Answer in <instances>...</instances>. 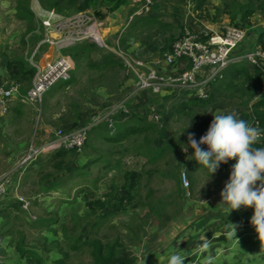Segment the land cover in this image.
Masks as SVG:
<instances>
[{"label": "rangeland", "instance_id": "rangeland-1", "mask_svg": "<svg viewBox=\"0 0 264 264\" xmlns=\"http://www.w3.org/2000/svg\"><path fill=\"white\" fill-rule=\"evenodd\" d=\"M151 1L167 8L168 14H165L166 16H163L161 21L163 24L168 23L167 28L172 30L177 39L182 30L176 27V21L169 13V6L170 4H183L185 0H170V3H167V0ZM230 1L232 0H226L225 4L230 5ZM15 4L16 0H0V43L5 49L3 50L4 54L7 53L9 56L17 54L23 57L31 67L39 66V59L49 46L46 42L40 44L45 39V32L40 26L36 8L42 7L38 0H30L29 8L33 13V29H35L31 35H39L41 38L34 45H22V41L31 37L30 33L27 34L30 25L27 21L18 19L16 11L14 12ZM128 8V5L124 7L123 12ZM230 12L231 10L227 14L228 17L232 15ZM110 16L115 18L111 19L113 22H101L100 30L105 43L112 50L115 49V52L98 49V56L97 53L92 52L88 57L77 62L71 59L73 67L69 74L70 83L66 84L67 81H65L53 85L45 93L40 107H32L20 101L21 106H19L18 114L12 116L10 107L6 114L0 115V128L2 129V131L0 130V179L2 180L5 176L8 179L4 195L10 196L9 203H3L0 207V214L9 213L7 218L0 217V234L7 229L11 232L10 236H0V264H11V252L14 254V246L9 247V242L18 239L19 232L24 236V247L29 249L32 240L42 243L45 236L51 234L49 239H45L43 247L38 242L35 244L37 250L42 249L41 254L46 258L50 256L52 250L58 252L56 246L53 245L55 241L60 245L61 252L69 251L62 237V228L66 226L65 229L70 230L77 224L79 229L72 232L73 236L81 233L84 234L82 237L86 236L88 241L96 239L101 242H111L115 238H119L121 244L117 249L118 256L124 259H133V264H164L163 261H168L166 258L174 252L182 255L185 261L194 260L192 255L196 252L191 250L190 246H198L197 239L203 245L202 253L199 252V249L197 250L198 256L195 260L197 264H204L201 258L203 256L200 257V254H204V252L212 258H216L214 264H236L240 260L237 255L245 251L244 256H248L251 244L245 242L241 247L243 251L239 254L236 253L234 246L237 243H235L236 241L233 243L234 239H223L218 236L220 234L216 227L219 226L217 224L220 220L213 221L211 224L216 226L210 228L215 231L214 236L208 239L209 243L206 242V234H200L198 230L200 227H196L197 220L207 214L206 204H201V201L209 203L211 207H216L219 204V194L228 179L230 170L219 166L216 172L211 175L203 167H196L199 164L190 158L193 154L190 147L186 152L182 151L180 147L182 144L187 145L189 133H192L197 140L205 134L208 126L203 124V120L212 119V114L230 111L236 113L239 109L248 110L249 105L240 106L243 99H238L237 95L233 94L236 92L232 89L233 85L225 90L221 86L217 87L215 82L211 83L206 98L209 100L204 106L191 108L184 114L172 111L171 115H168L173 106L167 101L164 103L167 108L163 112L153 113L151 111L148 113L147 121L155 122L158 126L155 131L153 129L144 135H133L122 140H108L104 136L105 132L109 133L108 136L114 137L113 129L115 128L107 131L105 124L94 126L90 132L94 129L96 132L87 134L81 151L68 153L63 158L65 165L62 166L59 173L47 164L49 156L55 151L42 152L34 159L21 164V157L25 156L31 144L40 145L50 141L53 138V133L58 129L69 132L75 128L74 123H87L97 115H107L111 124L115 125L119 112L126 119L137 117L133 113L135 106L130 107V103L138 93H132L133 86L119 88V83L122 84L120 79L125 75V68L123 59L118 54L134 61L143 62L141 37L143 35L151 36L155 33L152 38H156L154 41L158 44L162 39L163 27L156 24L155 26H136L129 29L130 27L127 26L121 36L130 34L126 43L128 46L118 44L119 49H117L116 42H114V32L117 29L111 28V26L118 18L115 12L110 13ZM254 20L257 22L256 19ZM207 24L208 26L205 28L213 31L232 26L231 23L224 27ZM199 25L192 26L195 28L192 30L200 32L198 31ZM107 29L110 31L108 32ZM244 29L247 34V28ZM254 29L261 30L258 27H254ZM103 30H106L107 34ZM62 51L63 49L60 50V53L66 55ZM108 52L113 53L114 60L121 65L114 66V69L104 71V73H99L87 65L90 60L99 61V58ZM55 57L56 50H54L52 58ZM1 58L3 59V57ZM235 83L236 87H239L238 83L241 82L235 81ZM212 88L216 92L211 97ZM163 92L169 93L175 103L183 102V99H190L195 95L194 91L188 90L170 91L164 89L159 93ZM17 99L19 98H13L12 101ZM79 115L87 116L81 121ZM146 139L149 140V143H144ZM157 139L162 142L163 146L170 144L172 149L166 148L162 151L161 156L151 160L153 150L157 149L155 145ZM146 146H149L151 150H147ZM202 147L206 146L202 145ZM84 155L87 160L97 159L90 167L78 166ZM194 167H196L195 170H198L191 174L189 180L186 175L188 188H183L181 183L179 186L176 181L178 175L180 179L181 172L185 173ZM126 173L135 174L136 185L129 190L128 194L130 200H123L122 204L117 203L116 200L107 203L104 209V212H108L106 218L100 214L101 212L86 216L85 199L105 200V196L115 194L117 198L123 197L125 194L124 185L128 187L131 182L126 179ZM50 184L57 188L52 192L49 191L48 194L43 193L42 188ZM16 196L21 198L24 203L19 202L20 205H18ZM2 197H0V204L3 200ZM117 205L122 208H118ZM98 215H101L99 216L101 218H98ZM53 218L55 222L53 221L48 227L38 225L35 221L36 219L38 221L39 219L51 220ZM4 220L6 225L1 226ZM197 235L200 237L193 240ZM80 245L78 250L68 252V264H93L89 255V246ZM258 250L255 248V251ZM21 264H28V260Z\"/></svg>", "mask_w": 264, "mask_h": 264}, {"label": "trees", "instance_id": "trees-1", "mask_svg": "<svg viewBox=\"0 0 264 264\" xmlns=\"http://www.w3.org/2000/svg\"><path fill=\"white\" fill-rule=\"evenodd\" d=\"M38 2L42 8L46 10H53L56 13L61 14L62 16H69V15H72L78 12L95 10L98 8H107L109 13L115 12L117 14V18H119V16L123 14V8L129 4L127 0H38ZM29 5H30V0H16L14 12L16 11V16L18 17V19L20 18L21 20H25L29 23L30 26L27 29L28 31L27 34L30 33L31 35V33H34L35 29H33L34 28L33 26L34 18H33V13L31 12L29 8ZM240 11H241L240 21L233 22L234 15H231L230 17V20L232 22L231 25L236 26V27L247 28L249 34H257L258 42L261 45L259 48L264 50V31L259 30V29L250 28L248 24V19L252 16V10L250 9V6L243 5L241 6ZM113 20L111 21L113 22ZM130 22L128 23V26L130 27L129 29H133L136 26H141V27L155 26L156 24L161 25L163 29L167 28V24H163V22L160 20L159 15H156L153 13L150 14V11L149 13L145 12L144 15L133 17L132 20H130ZM181 30L182 31L179 36L182 35L183 26ZM126 35L120 38V44L125 47L127 45L126 44L127 38L130 36V34L127 33ZM40 38L41 37L39 35L37 36L35 34H32L28 40L22 41L21 44L22 45H26V44L34 45L37 41L40 40ZM244 40L232 51L231 55L233 57L234 56L237 57V56H241L245 54L246 48L244 47H246V45L243 47ZM173 41L174 39L172 37L167 38L165 41V45L162 47V51L163 52L170 51L171 49L170 47H171V44H173L172 43ZM95 50H98V49L93 43H90L87 41H81V42H77L73 44L70 47L63 49L62 53L70 56V58L73 61L77 62L79 60H82L88 57V55ZM248 50H250V48ZM114 58H115V55L111 52H108L102 57L100 64L96 65L94 63L87 62L88 63L87 65L90 68L96 69L97 71H99V73L101 72L104 73V71H110L114 69V66L117 67L121 65L117 63V61L114 60ZM4 68L6 72L5 77H7V79L10 80L11 82L17 83L20 86V93L24 94L31 85L32 77L35 74V68L31 67L23 57L17 54L6 56V60H4ZM0 79H4V77L0 76ZM235 81L241 82V83H238L240 84L239 87L238 86L236 87V83L234 84ZM65 83L69 84L70 80ZM215 83L217 87L221 86V88H224L225 90H228L233 85L232 89L236 91L233 94L237 95L238 99H243L240 106L245 107L251 103L248 106L249 111H246L245 109L243 110L240 109L237 115L239 116V118L244 119L248 123L252 120V118H254L258 122V128L264 133V97H260L262 89L264 88V78L262 76L260 69L254 66H250L244 59H235L231 61L223 69L221 79H217ZM254 99H258V100L254 101ZM208 100L209 99H206V100L197 99L195 97V99H191L187 103L185 102L178 103L177 106L170 109L169 114L168 112L167 114L171 115L172 111L178 112L179 114H184L186 112H189L192 106H195V107L204 106V104ZM117 118H118L117 119L118 121L116 125L113 124V128H115L114 129L115 135H113L114 137L108 136L109 140H122L124 138L130 137L131 135H139V134L144 135L148 131H153V129L155 131V129H157V126H158L155 122H152V123L148 122L147 116L136 117L133 119H130V118L126 119V117L121 112H119L117 115ZM211 120L212 119L203 120V124L207 127L209 126ZM74 124H75V127H78L81 125V124H76V123ZM106 129L107 131L109 130L107 127ZM107 135H109V133H106V136ZM145 142L149 143V140L146 139L144 143ZM155 145L157 149L153 150V154L150 157L151 160L154 159L155 157L158 158V156H161L163 154L162 151H164L166 148L172 149V146L170 144L163 146L162 142L158 139L155 140ZM253 147H264V135L262 139L258 140L253 145ZM146 148L147 150H151L149 146H146ZM54 151L55 152L49 156L48 158L49 161L47 162V164L51 165L53 168L57 170V173H59L62 170V166L65 165L63 158H65L68 153H71L74 151H68L65 149H58ZM220 166L221 168L225 170H230V166L228 165V163L221 164ZM125 177L131 182H130V185H128V187L124 185L125 194L123 195V197L117 198L115 194L113 196L112 195L105 196L106 197L105 200L98 199V198H96L95 200L85 199L86 200L85 204L87 208L86 216H91L93 214L101 212L100 214L101 215L103 214V216L106 218L107 217L106 213L108 212H104V209L107 203H110L112 200H116L117 203L119 204H122L123 200L129 201L130 200V196L128 195L129 190L135 187L136 185V182L134 180L135 174L126 173ZM176 181H177V184L180 186L179 175L176 178ZM56 188L57 187H53V184H50L46 187H43L42 192L46 194L49 191H52ZM9 197L10 196L8 195H3L2 197L3 200L0 204V207L3 203H9ZM16 203L20 205L17 200H16ZM117 207L122 208L119 205H117ZM8 214H9L8 212L1 213L0 217L3 216L4 218H7ZM101 215H98V218H101L99 217ZM35 221L37 222L38 225L40 224L41 226H47L51 222L53 221L55 222V219L54 218L51 220L39 219L38 221L36 219ZM94 224H97V223H94ZM4 225H6L5 220L1 223V226H4ZM65 228L66 226H63L62 228V231H63L62 237L64 238L63 240H65L66 242V246L68 247V250L69 251L78 250L81 246L80 244L89 246L90 248L89 255L91 257L93 264H133L134 263L133 259H124L118 256L117 249L121 244L119 242V238H115L111 242H101L96 239H92L88 241L86 236L82 237V235L84 236V234L78 233L76 236H73L72 232L79 229L78 224L75 225L70 230H67ZM10 234L11 232L7 229V231L5 230V232L0 234V236L2 235L6 237V236H10ZM18 236H19L18 239L13 240V241L10 240L9 242V247L14 246L13 247L14 254L11 252V256H12L10 260L11 264H14L15 262L17 264H21L22 262L24 263L25 260H28V264H42V258H40L31 249L24 247L23 234L19 232ZM12 237L14 236L12 235ZM43 242H44L43 244H45V239L43 240ZM53 245L56 246V249L58 250L61 256L58 260H54L53 264H68L69 262L67 261V259H68L69 251L61 252L60 245L56 243V241L53 242ZM12 254L14 255V257Z\"/></svg>", "mask_w": 264, "mask_h": 264}, {"label": "built area", "instance_id": "built-area-1", "mask_svg": "<svg viewBox=\"0 0 264 264\" xmlns=\"http://www.w3.org/2000/svg\"><path fill=\"white\" fill-rule=\"evenodd\" d=\"M142 13L149 12L151 0H142ZM40 26L45 32L46 42L56 50V57L52 58L44 67L34 65L36 72L31 80L30 87L24 94H20V86L14 82L0 79V115L8 111V106L13 98L29 104L32 107H40L44 94L56 83L69 80V74L73 62L69 56L62 55L60 50L77 42L88 41L98 49L112 50L104 41L100 28L102 23L89 11L75 13L69 17L62 16L53 10L36 8ZM246 31L243 27L226 26L219 31L206 29L196 32L187 27L183 28L182 35L172 44L170 51L162 53V60L167 66L174 67L177 63L185 61L188 67L176 73H159L149 70L143 71L145 63L128 59L129 57L118 54L123 59V65L127 72L135 77L132 93L150 91L159 93L164 89L170 91L185 90L194 91L195 97L205 100L208 87L217 79H221L223 69L235 59H244L250 66L260 69L264 78V50L256 48L241 56L234 58L232 51L244 40ZM118 49V48H117ZM99 124H105L108 129H113L111 120L107 115H97L89 122L75 127L69 132L58 129L53 133L50 141L40 145L31 144L21 158V164L34 159L42 152L58 149L80 152L88 131ZM250 125L258 127V122L252 118ZM262 132V131H261ZM264 133L260 136L262 139ZM8 179L6 176L0 179V197L5 194ZM180 183L183 188H188V180L184 172L180 173ZM18 202L24 201L15 197ZM194 260L185 261L184 264H197Z\"/></svg>", "mask_w": 264, "mask_h": 264}, {"label": "crops", "instance_id": "crops-1", "mask_svg": "<svg viewBox=\"0 0 264 264\" xmlns=\"http://www.w3.org/2000/svg\"><path fill=\"white\" fill-rule=\"evenodd\" d=\"M127 1L129 3L128 4L129 8L126 11H124L123 14H121L120 17L116 20V22L111 26V28L113 27L114 29H117V30H115V32L113 31L115 34L114 42H116V45H115L116 47L118 44H120V38L122 37L121 34L124 31V29L128 26V23H129L128 21H130L133 17H137V16H141V15L145 14V12L142 13V10H141L142 4H143L142 0H136V1L127 0ZM225 2H226V0H185V3H183V4L182 3H177V4H173V5L170 4V6H169L170 12L169 13L172 14V19H174L176 21V27L178 29H180V28L182 29V26H183V28L187 27V28L195 29V28H192V26L195 27V26H197V24H200L199 25L200 29L198 31H204V30H206L205 27L208 26L207 23H211V26H215V27L218 25H221L220 27H224V26L228 25L229 23H232L230 20V17H228V15H227L229 13V10H231L230 14L234 15L233 22H239L240 16H241V11H240L241 6L249 5L250 9L253 12L252 16L248 19L249 27L253 28V29H254V27H258V28H261L262 31H264V0H232V1H230V5H226ZM167 3H170V0H167ZM36 6H37V4H36ZM164 8L162 7V5L156 4L152 1V5L150 7V10H151L150 14L153 13V14L159 15L160 20H162V17L166 16L165 14H168L167 8L166 7H164ZM89 12H91L94 17L101 20V22H103V21H105V22L110 21L111 22V19L112 18L114 19V17L111 18L110 13H109L107 8H99V9H95V10H89ZM252 18H253V20H252ZM254 19H256L257 22ZM165 24H168V23H165ZM252 25H254V26H252ZM107 30H108V32L110 31V29H107ZM104 31H106V30H103V32ZM106 34H107V31H106ZM154 35H155V33L151 36L150 35H148V36L143 35L141 37L142 41L140 42V44H141V48H142V54L144 55L143 63H145V67L142 69L143 71L148 72L149 70H153V71H157L159 73H176V72L182 71L183 69L188 67V64H186L185 61H181V62L177 63L174 67H170V66H167L165 64V62L162 60V53H163L162 47L165 45L166 39L171 38V37L174 40L176 39V36L174 35V33L172 32L171 29H169V28L163 29L162 39H161V42L158 44L154 41V40H156V38L155 39L152 38ZM104 37H105V35H104ZM243 43H244L243 47L246 45V47H244V48H246L245 53L249 52V51H253L255 48H259L261 46L258 42L257 34L247 33L246 38H245ZM171 46H172V44H171ZM117 48L119 49V47H117ZM249 48H250V50H248ZM3 50H5V49L1 46V43H0V69L4 70L5 69L4 68V60H6V56L8 54L5 53V54H7L5 56V54H4L5 51H3ZM97 51L98 50H95L93 52L97 53V56H98L99 53ZM53 55H54V48L48 46L46 51L43 53V56L39 59L38 65L41 67L42 66L44 67L51 60ZM1 57H3V59ZM234 58H236V56H234ZM101 60H102V58H99V61H91L90 60L89 63H94V64L98 65L101 63ZM262 65L264 66V62L262 63ZM124 74H125L124 77H122L120 79L122 84L119 83V88H129V87L133 86L134 81H135L134 75L127 72L126 68H125ZM5 78H7V77H5ZM215 92H216L215 89L212 88L211 97H212V94H215ZM260 97H264V88L262 89ZM191 99H195V95H194V97H191L190 99H183L184 100L183 102L187 103ZM256 100H258V99H254V101H256ZM167 101H169L170 105L172 104L173 107L177 106V104H178V103L173 102L174 101L173 97L169 93L163 92V93H158V94L154 93L153 94L150 91H141L137 95H135V98L132 99V101L130 103V107L133 105L135 106V108L133 109V111H134L133 113L135 114V116H137V117L147 116L148 117L149 116L148 113L151 111H153V113L163 112L167 108V106L164 105V103H166ZM97 103L100 104V102H97ZM19 106H21V103H20V100H18V99L12 101L9 104L8 111H9V108L11 107L10 112H12V116L18 114ZM194 107L195 106H192L191 108L193 109ZM239 111H240V109L236 113H238ZM247 111H249V110H247ZM86 116L87 115H85V116L81 115L80 120L82 121ZM0 130L2 131L1 128H0ZM93 132H96V129L91 131L90 134H92ZM106 133L107 132H105L104 136H105V138L106 137L108 138V135L106 136ZM0 135H1V133H0ZM131 136H133V135H131ZM8 144H10V142H8ZM86 147L90 148L88 146H86ZM96 159L97 158L87 160L85 155H84L83 158L81 159V162L78 163V166L85 165V166L90 167V165L92 163H94V161H96ZM234 162H235V158L228 161V165L231 167V164ZM196 167L199 168L200 165L196 166ZM196 167L190 168V170H187V172L185 171V174L187 175L188 180H189V177H191V174L198 170V169L195 170ZM218 171H222V170H218ZM262 175H264V174H262ZM257 184H259V182H257ZM48 193H50V192H48ZM188 194H189V192H188ZM219 202H220V200H219ZM201 204H206L207 214L200 217L197 220L198 225L196 227L197 228L200 227V228H198L200 234H202V233L206 234L205 237L207 239V241H206L207 243H209L208 241H210L208 239L210 237L212 238L214 236L215 230L212 231V229H210V228L211 227L214 228L216 225H211L212 222L220 220L219 223L217 224L219 226L216 227V230H218L217 232L220 234L218 236L222 237L223 239H234L233 243L235 241H236L235 243H237L234 246V248L236 249L235 250L236 253L239 254V252L243 251L241 249V247L243 244H245V242H247V244H251L250 245L251 250L248 253V256L247 257L244 256L245 251L242 252L241 254H239L240 256L237 255L238 258H240V260L236 264H264V248H262V245H264V240L260 241L258 239L253 226L249 222L250 218L253 214V208L251 206H248V207L241 206L240 208H238L236 210H232L228 213V211H226L225 209H223L219 206H216V207L212 206L211 207V205L209 203H206V202L204 203L203 200L201 201ZM210 207H211V209H210ZM224 211H226V212H224ZM219 215H221V216H219ZM223 216H224V218H223ZM215 218H216V220H213ZM227 223L236 225L234 237L228 235L230 227ZM49 225H47V227ZM208 229H210L209 232H208ZM50 235L51 234L45 236V239L46 238L49 239ZM199 237H200V235H197L196 237H194L193 240H195ZM37 242L41 247H43L44 242L40 243L39 241H35V240H32L31 245H29V246H30V249L34 253H36L40 258H42V264H53L54 260H58L61 257L59 252H57L56 250H52L49 254L50 256L46 258L43 254H41L42 249L37 250V248L35 247L36 246L35 244ZM196 242H199L198 246L197 245L195 247L190 246L192 248V249L191 248L190 249L193 250L194 252H196L194 255H192L193 258L198 256V252H197L198 249H199V252H201V253L203 252V251H201V247L203 246L201 244V241H199L197 239ZM249 242H251V243H249ZM255 248H258L259 250L255 251ZM193 251H192V253H194ZM235 252H234V254L236 256ZM151 254H153V253H151ZM201 255L203 257H201ZM180 256H182V255H180ZM200 257L202 258L204 264H214V261L216 259V258H212V257L208 256V254H206L205 252H204V254H200ZM166 259H168V257ZM163 263L167 264V261L166 262L163 261ZM222 264H226V263H222Z\"/></svg>", "mask_w": 264, "mask_h": 264}, {"label": "clouds", "instance_id": "clouds-1", "mask_svg": "<svg viewBox=\"0 0 264 264\" xmlns=\"http://www.w3.org/2000/svg\"><path fill=\"white\" fill-rule=\"evenodd\" d=\"M5 76L1 77L11 82ZM212 115L213 118L205 134L197 140L192 133H189L188 143L182 144L181 150L186 152L190 147L193 150L190 158L211 175L221 164L235 158V162L231 164L228 179L219 194L220 202L217 206L228 212L241 206H251L253 214L249 222L258 239L264 240V175H262L264 174V147H253L262 132L258 127L239 118L235 111L217 112ZM227 224L230 227L228 235L234 237L236 225ZM167 264H184V257L174 252L168 257Z\"/></svg>", "mask_w": 264, "mask_h": 264}, {"label": "water", "instance_id": "water-1", "mask_svg": "<svg viewBox=\"0 0 264 264\" xmlns=\"http://www.w3.org/2000/svg\"><path fill=\"white\" fill-rule=\"evenodd\" d=\"M43 67V66H42ZM0 75L1 76H5L6 75V72H5V70H3V69H0Z\"/></svg>", "mask_w": 264, "mask_h": 264}]
</instances>
